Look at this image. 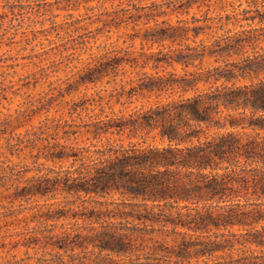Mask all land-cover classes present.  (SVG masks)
<instances>
[{
	"label": "trees",
	"instance_id": "trees-1",
	"mask_svg": "<svg viewBox=\"0 0 264 264\" xmlns=\"http://www.w3.org/2000/svg\"><path fill=\"white\" fill-rule=\"evenodd\" d=\"M246 1L220 19L239 28L153 67L219 64L144 72L108 102L141 106L56 125L44 157L67 165L16 187V198L45 199L18 233L35 250L27 264H264V0ZM203 29L173 25L160 37ZM127 64L139 60L108 51L82 80L111 82Z\"/></svg>",
	"mask_w": 264,
	"mask_h": 264
},
{
	"label": "rangeland",
	"instance_id": "rangeland-1",
	"mask_svg": "<svg viewBox=\"0 0 264 264\" xmlns=\"http://www.w3.org/2000/svg\"><path fill=\"white\" fill-rule=\"evenodd\" d=\"M180 2L0 0V264H27L29 254H35L17 238L35 225L37 203L45 199L16 198V187L67 165L44 157L49 141L62 134L56 125L89 121L101 106L103 115L141 106L142 99L129 105L115 98L108 102L116 86L144 72H182L219 64L207 57L187 68L179 63L153 67L157 58L211 43L228 28H239L230 24L220 29L221 16L248 6L246 0L241 6L240 0H198L189 8L179 7ZM173 25L205 29L198 37L189 30L187 38L161 39V32ZM113 50L137 57L139 64L125 65L116 80L109 78L111 82L108 78L84 82L86 66Z\"/></svg>",
	"mask_w": 264,
	"mask_h": 264
}]
</instances>
